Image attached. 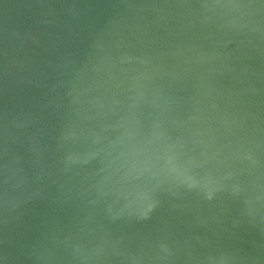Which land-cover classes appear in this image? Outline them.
<instances>
[{
	"label": "clouds",
	"instance_id": "1",
	"mask_svg": "<svg viewBox=\"0 0 264 264\" xmlns=\"http://www.w3.org/2000/svg\"><path fill=\"white\" fill-rule=\"evenodd\" d=\"M23 6L0 20V264H256L264 0Z\"/></svg>",
	"mask_w": 264,
	"mask_h": 264
},
{
	"label": "water",
	"instance_id": "2",
	"mask_svg": "<svg viewBox=\"0 0 264 264\" xmlns=\"http://www.w3.org/2000/svg\"><path fill=\"white\" fill-rule=\"evenodd\" d=\"M24 2L25 0H5L6 4L11 5V11L10 13H6L4 16H0V20H2L4 23H11L13 20L16 23L20 22L21 16L23 13L26 11L24 8ZM11 16L12 20H9L8 17ZM41 213L45 211V209H40L39 210ZM141 226H137L139 228ZM176 227L181 231L184 232L187 230V225L182 222H177ZM198 231V230H196ZM241 239L245 242H247L249 239H252L255 241V246L248 245L247 243L245 244L246 247H250L252 250V256L253 259L255 260L256 264H264V249H261L259 245L261 244V239L259 235L253 231L251 236L248 234L241 233L240 234Z\"/></svg>",
	"mask_w": 264,
	"mask_h": 264
}]
</instances>
